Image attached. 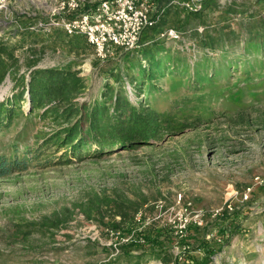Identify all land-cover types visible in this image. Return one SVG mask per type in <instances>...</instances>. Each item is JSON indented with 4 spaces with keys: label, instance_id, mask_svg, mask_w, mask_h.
Wrapping results in <instances>:
<instances>
[{
    "label": "rangeland",
    "instance_id": "obj_1",
    "mask_svg": "<svg viewBox=\"0 0 264 264\" xmlns=\"http://www.w3.org/2000/svg\"><path fill=\"white\" fill-rule=\"evenodd\" d=\"M61 1L10 0L5 21L0 24V39L17 47L21 57L35 49L41 67L80 70L87 82L80 100H93L101 95L108 74L126 56L123 53L99 61L83 35H68L59 28L51 32L28 29L36 20H49ZM98 1L87 0L86 4L92 6ZM193 38L184 34L177 41L190 63L203 55ZM238 52L241 49L237 46L228 56ZM209 55L215 63L222 59L220 51ZM256 73L264 74V68H258ZM244 78L242 74L226 73L218 88L205 90H188V79H184L181 89L171 87L169 78L159 82V88L150 97L155 106L180 113L186 102V109H192L199 97L206 96L208 107L217 112L198 128L169 136L158 146L50 167L32 160L28 170L0 178V264H129L127 247L138 236H123L128 238L123 240L99 220L88 218L80 205L96 194H120L138 202L147 198L148 204L137 217L138 231L152 223L168 228L175 235V256L189 253L202 259L206 255L199 245L203 234L197 236L187 231L180 237L171 226L179 214L178 210L168 209L183 195L206 213L203 227L209 228L205 239L217 244L209 264H264V186L257 180L264 179V82L255 79L239 96L230 99L232 92L236 94L239 87L245 86ZM13 87L14 82L8 77L0 88V101L12 93ZM131 98L135 102L136 96ZM237 115L245 116V121ZM52 129L50 121L40 122L36 116L17 118L12 127L0 132V156L16 152L29 155L39 137ZM48 153L42 159L49 157ZM61 154H54L55 161ZM247 191L249 198L245 199ZM228 205L233 207V215L238 212L235 225L239 226L234 225L223 237L212 226L218 217H213V213L226 210ZM56 217L64 219L60 227L43 226L45 219ZM148 264L164 263L153 260Z\"/></svg>",
    "mask_w": 264,
    "mask_h": 264
},
{
    "label": "trees",
    "instance_id": "obj_2",
    "mask_svg": "<svg viewBox=\"0 0 264 264\" xmlns=\"http://www.w3.org/2000/svg\"><path fill=\"white\" fill-rule=\"evenodd\" d=\"M150 1L154 25L144 30L137 49L130 53L122 51L125 61L111 70L101 95L93 100H80L87 88L80 70L41 67L35 49L26 51L21 57L17 47L0 39V88L8 77L14 82L12 93L0 101V132L12 127L23 115L36 116L40 122L50 121L54 126L39 137L34 148L29 149V155L16 152L12 156H0V178L28 170L32 160L50 167L92 157L103 159L125 150L155 147L169 136L198 128L211 120L217 111L208 107L206 96L199 97L192 109H186V102L180 113H175L172 108L155 106L151 94L166 78L172 81L173 88H183L184 79H188V90H205L207 87L218 88L226 73L242 74L245 86L239 87L236 94L232 92L230 99L239 96L255 79L264 82V74L256 73L258 68H264V0H200V9L183 5L191 0ZM93 6L85 4L71 12L68 18L88 12ZM193 23L196 25L192 26ZM171 28L181 33L179 39L163 35ZM184 34L193 36V43L203 50V55L193 63L187 62L184 49L177 45ZM170 41L176 44L169 45ZM237 46L241 52L229 57L228 53ZM217 51L221 52L222 59L215 63L209 54ZM227 90L231 89H225V92ZM133 95L135 102L131 98ZM237 118L245 121L243 115H237ZM50 149L54 151L48 153ZM59 152L62 154L55 161L54 154ZM47 153L49 157L42 159ZM147 204L145 197L138 202L120 194L114 197L96 194L80 207L88 218L99 220L120 236H138L133 237L127 247L129 264H148L153 260L164 264H209L217 244L205 239L208 225L188 228L191 234H203L199 245L206 255L202 259L189 253L175 256L172 243L176 239L168 228L152 223L138 231L137 217ZM237 215L238 212L233 215L226 209L212 226L226 237L236 224ZM49 221L52 225L47 224ZM63 222L61 217L45 219L43 226L58 228Z\"/></svg>",
    "mask_w": 264,
    "mask_h": 264
},
{
    "label": "built area",
    "instance_id": "obj_3",
    "mask_svg": "<svg viewBox=\"0 0 264 264\" xmlns=\"http://www.w3.org/2000/svg\"><path fill=\"white\" fill-rule=\"evenodd\" d=\"M9 3L10 0H0V24L5 21L4 15ZM86 3L87 0H62L52 10L49 20H36L28 29L32 32H51L59 28L68 35H83L94 48L96 57L105 60L114 56L119 48L138 47L144 30L155 23L153 4L150 0H99L88 12L68 18L71 12L81 9ZM183 5L190 9L201 8L200 0H191ZM163 35L171 39H179L181 33L171 28ZM257 180H261L264 186V179L258 177ZM249 191L245 193V199L249 198ZM161 207L163 208V205ZM227 209L232 210L233 207L228 205ZM168 210H178V220L170 223L180 237L186 235L191 225L203 227L206 224L205 211L197 209L193 202L184 199L183 195H179L175 205ZM223 212L224 209L216 210L213 217ZM158 218L159 216L155 217ZM122 239L128 238L122 237Z\"/></svg>",
    "mask_w": 264,
    "mask_h": 264
},
{
    "label": "water",
    "instance_id": "obj_4",
    "mask_svg": "<svg viewBox=\"0 0 264 264\" xmlns=\"http://www.w3.org/2000/svg\"><path fill=\"white\" fill-rule=\"evenodd\" d=\"M140 41H141V39H140ZM140 41H139L138 45L140 44ZM136 48H138V47H136ZM136 48H134V49H136ZM131 50H133V49H122V48H119V49L117 50V53H116L114 56H110L109 58H107V59H105V60H100V59H98L97 57H96V58H97L99 61H107V60L110 59V58H115V57L120 56L121 53H122V51H131Z\"/></svg>",
    "mask_w": 264,
    "mask_h": 264
},
{
    "label": "bare ground",
    "instance_id": "obj_5",
    "mask_svg": "<svg viewBox=\"0 0 264 264\" xmlns=\"http://www.w3.org/2000/svg\"><path fill=\"white\" fill-rule=\"evenodd\" d=\"M2 92V91H1ZM0 92V98H1V95H2V93Z\"/></svg>",
    "mask_w": 264,
    "mask_h": 264
}]
</instances>
